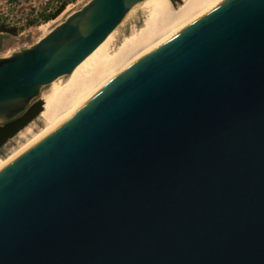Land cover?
Wrapping results in <instances>:
<instances>
[{"label":"water","instance_id":"95a60500","mask_svg":"<svg viewBox=\"0 0 264 264\" xmlns=\"http://www.w3.org/2000/svg\"><path fill=\"white\" fill-rule=\"evenodd\" d=\"M144 1L89 0L0 56V124ZM0 264H264V0H196L1 165Z\"/></svg>","mask_w":264,"mask_h":264},{"label":"bare ground","instance_id":"6f19581e","mask_svg":"<svg viewBox=\"0 0 264 264\" xmlns=\"http://www.w3.org/2000/svg\"><path fill=\"white\" fill-rule=\"evenodd\" d=\"M195 1L183 0L182 5L174 7L169 0H146V4L150 9V15L146 27L138 35L124 39L125 41L117 51L109 54L108 46L111 33L93 52L75 67L64 82H60L57 79L50 84V89L42 96L44 99V110L41 113L48 118L50 123L48 127L35 134L26 145L16 152L19 153L28 147L29 144L33 143L53 127L59 118L61 119L74 106L126 68L135 57L137 59L139 54L142 55L144 51L146 53L147 50L145 49H148L149 46L159 41V39L162 41V38H165ZM150 49L149 47L148 51ZM16 152L7 158V160L0 159V166L5 161L7 162L13 158L17 154Z\"/></svg>","mask_w":264,"mask_h":264},{"label":"rangeland","instance_id":"374dc122","mask_svg":"<svg viewBox=\"0 0 264 264\" xmlns=\"http://www.w3.org/2000/svg\"><path fill=\"white\" fill-rule=\"evenodd\" d=\"M62 1L64 0H0V25L4 23L5 25L15 29V33L13 34L0 32V56L9 55L14 51L32 45L46 33H48L55 25L60 23L66 16L79 9L89 0H66V6L54 19L47 22H39L38 24H29L31 19L38 16L39 13H41L43 10L51 11L56 6L61 4ZM149 15L150 9L147 6L146 1L135 6L126 17V19L112 32L108 46V50L110 51L109 54L117 51V49L125 41L124 39L138 35L142 31V29L146 27ZM159 41L162 42L160 39ZM159 41L154 43L155 46L159 44ZM154 44L151 45L152 47H149L153 48ZM148 49L145 50L148 51ZM144 52H141L142 55L144 54ZM132 61H130V63ZM67 77L68 76L61 77L58 80L60 82H64ZM50 86L51 85L46 86L42 90L39 98H37L36 100L41 101L42 103V110L39 113L37 120L21 129L14 137V141L12 142L10 147L1 148L0 159L7 160V158L15 154L16 151L18 152L24 145H26V143H28L35 134L48 127L50 122L48 118L41 113H43L44 110V99L42 98V96L50 89ZM59 120L60 118L57 121Z\"/></svg>","mask_w":264,"mask_h":264},{"label":"trees","instance_id":"16d2710c","mask_svg":"<svg viewBox=\"0 0 264 264\" xmlns=\"http://www.w3.org/2000/svg\"><path fill=\"white\" fill-rule=\"evenodd\" d=\"M67 1H62L51 11L43 10L38 16L31 19L29 24H38L39 22H47L54 19L66 6ZM1 33H15V29L5 25H0ZM42 110L41 101L32 103L29 108L17 118L0 124V150L2 147H10L14 141L16 134L28 124L37 120L39 113Z\"/></svg>","mask_w":264,"mask_h":264}]
</instances>
